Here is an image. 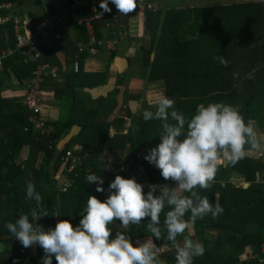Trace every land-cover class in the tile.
I'll return each mask as SVG.
<instances>
[{
  "label": "trees",
  "instance_id": "obj_1",
  "mask_svg": "<svg viewBox=\"0 0 264 264\" xmlns=\"http://www.w3.org/2000/svg\"><path fill=\"white\" fill-rule=\"evenodd\" d=\"M167 12L159 34L156 38L152 35L151 47L145 52L142 70L149 69L148 80H163L165 96L179 101V111L185 116L190 117L200 103L223 101L240 106L246 123L255 120L260 125L264 120V115L258 114L259 103L264 101V2L218 3ZM80 27L85 33V27ZM9 35L12 36V31ZM6 49H15V34ZM152 51L154 57L149 62ZM42 53L41 60L46 61L49 50ZM214 55L224 56L230 64L224 67L213 59ZM34 65L29 54L25 56L16 49L2 60L0 88L2 78L12 73L20 83L24 80L26 91ZM233 73H238V77L234 78ZM105 106L103 102L95 109H86L80 122L79 110L66 120H45L43 128L35 129L28 120L30 111L25 103L16 104L0 97V264H42L44 256L38 245L34 250L24 248L4 227L5 222L14 223L25 214L32 221L34 214L36 223L45 230L54 228L58 220H69L75 227L82 218L80 214L88 196L105 200L109 183L122 172L126 176L131 174L132 177L127 178H135L137 182L145 178L150 184H171L144 157L141 162L135 157L140 151L145 156L149 149L160 143L158 126L161 122L139 118L132 132V149L124 154L125 135L110 136L112 123L106 121L108 110ZM74 124L80 125L79 132L55 153L56 141ZM71 143L80 144L86 156L82 157L80 165L68 171L62 165L61 157ZM23 148L28 153L24 159H19ZM109 155L114 158H108ZM129 160L132 165L142 164L144 174L122 171L120 167ZM61 166L64 170L57 178L55 173ZM109 167L117 168L118 173H111ZM261 170H264L261 161L246 156L234 166H218L212 187L199 190L211 203H215L218 194V202L224 211L216 219L209 215L195 222L194 238L203 243L206 250L203 256L194 258L193 264H262L256 258H247L248 253L259 252L264 242V183L256 180V172ZM233 171L243 174L249 185L236 187L226 181ZM88 174L103 178L105 192H97L95 184L86 182ZM220 180L226 181L225 184L222 185ZM28 181L33 182L42 197V205L37 206L34 200L26 199ZM148 191L144 189L145 194ZM44 213L48 215L43 216ZM149 219L127 229L120 227L119 231L126 232L134 245L144 242L151 236L146 228ZM160 219L163 231L164 214ZM207 227L221 231L222 235L207 236ZM116 231L113 229L112 238ZM184 236L193 239L185 231L183 236L177 237L178 244L183 242ZM153 240L157 246L167 247L162 249L159 258L166 264H175V246L171 242ZM31 251L36 252L32 254ZM52 262L56 264L54 256Z\"/></svg>",
  "mask_w": 264,
  "mask_h": 264
},
{
  "label": "clouds",
  "instance_id": "obj_2",
  "mask_svg": "<svg viewBox=\"0 0 264 264\" xmlns=\"http://www.w3.org/2000/svg\"><path fill=\"white\" fill-rule=\"evenodd\" d=\"M111 3L123 16L137 7L136 0ZM99 7L106 13L112 11L109 0H100ZM213 59L224 67L230 64L224 56L214 55ZM238 75L233 73L234 78ZM154 107L155 111L143 112V119L161 122L160 143L149 149L144 159L175 186L150 184L145 194L144 186L135 178L117 174L109 183L105 200L88 196L75 227L69 220H58L54 228L45 230L36 223L34 214L32 221L25 214L14 223L5 222L4 227L24 248L38 245L43 249L42 264H53V256L56 264H166L159 258L160 248L153 238L175 246V264H193L194 258L204 255V244L188 236L182 245L177 243V237L183 236L190 224L209 215L216 219L224 211L218 200L211 203L199 190L212 187L220 164L234 166L264 142L255 127L245 122L238 105L200 103L189 117L175 109L174 99L161 95ZM86 182L95 184L97 192H105L101 176L88 174ZM26 199L42 205L32 181L27 182ZM186 214H190L187 219ZM146 218H150L146 228L151 236L144 242L134 245L131 237L119 230L112 238L110 226L116 221L127 229Z\"/></svg>",
  "mask_w": 264,
  "mask_h": 264
},
{
  "label": "crops",
  "instance_id": "obj_3",
  "mask_svg": "<svg viewBox=\"0 0 264 264\" xmlns=\"http://www.w3.org/2000/svg\"><path fill=\"white\" fill-rule=\"evenodd\" d=\"M205 1L157 0L158 9L155 12H146L140 15L129 13L127 16H123L118 13L115 5L109 0V7L112 11L110 13L105 12L103 19L93 22L94 32L92 35L97 41L95 55H90L85 48L83 51H78L79 45L86 46L88 44L90 33L86 28V32L82 33L83 29L71 21L57 24L45 38L37 36L41 54H43V50H49V53L46 54V61L57 72L56 78H48L44 84V107L42 111L44 118L46 120H66L71 113L77 114L75 112L80 110L79 121L86 109H95L105 102V108L108 110L106 111L108 112L106 121L112 123L109 134L110 136L114 134L125 135L127 143L124 154H127L132 149V132L137 120L143 117L145 110L155 111L154 105L157 100L161 95L166 94L164 81H149L147 78L149 69L142 70V65L146 62L145 52L151 47L152 35L157 37L162 21L170 9L178 10L184 7L219 3ZM221 1L231 2V0ZM70 2L71 0H1L0 51L8 48L12 42L16 31L12 22L14 17L28 23L29 26L25 30L30 33L33 32L36 21L41 20L45 15H54L64 10ZM88 15H90L89 9L79 11L81 17ZM11 31L12 38L9 35ZM21 31H23L22 28ZM107 41L113 43V49L110 52L106 48ZM21 52L25 56L28 55L25 50H21ZM153 57L154 51L150 53L149 62L152 61ZM75 60L78 61L77 70L73 68ZM8 75L7 78L1 80L0 97L23 105L26 83L24 80L20 83L12 73H8ZM174 101L175 109L179 111V101ZM259 104L261 109L258 114L264 115V101ZM249 123L255 127L260 140L264 142V120L260 121V125L255 120H251ZM158 128L160 129V126ZM79 130L80 125L74 124L65 136L57 140L55 153H58L69 138L76 135ZM70 148L81 149L82 146L71 143ZM27 153L28 150L23 148L19 159H24ZM118 156L117 154V158ZM247 157L257 159L264 164V144L260 148L248 152ZM108 158L114 157L109 155ZM219 166L225 167L226 165L220 164ZM63 170L64 168L61 166L55 173V177L59 178ZM120 175L126 179L132 177L131 174L126 176L125 172ZM260 179L264 183V170L256 172V180L260 181ZM226 181L236 187H244V184L246 187L249 185L245 176L235 171L230 173ZM226 181L220 180V183L224 185ZM170 182L171 184L168 185L174 187V182ZM216 200H218V194L215 195ZM111 227L119 230L120 222L116 221ZM205 232L209 237L222 235L221 231L209 227L205 229ZM186 233L197 241L194 238V224L189 225ZM182 243L179 244L182 245ZM159 247L163 250L167 248L164 245ZM227 247L230 246L227 245ZM31 248L34 250L35 245ZM31 252L35 254L36 251Z\"/></svg>",
  "mask_w": 264,
  "mask_h": 264
},
{
  "label": "built area",
  "instance_id": "obj_4",
  "mask_svg": "<svg viewBox=\"0 0 264 264\" xmlns=\"http://www.w3.org/2000/svg\"><path fill=\"white\" fill-rule=\"evenodd\" d=\"M233 3H259L264 2V0H231ZM100 0H71L67 7L52 15H45L41 20L34 23L33 32L28 33L27 27L28 23L21 21L19 18L14 17L12 19L15 31V49H4L0 53V68L2 66V60L11 55L16 49L25 50L28 52L31 60L35 61V65L31 71V76L28 83V89L25 91L24 103L26 104L28 110L30 111L28 120L32 123L35 129H41L44 126L45 118L42 115L44 107V84L48 78H56L57 72L50 65L49 62L41 60V51L39 49L37 36L45 38L48 36L50 31L57 25L63 24L66 21H71L79 26H84L86 30L90 33V41L85 46L79 45L78 51H83L85 48L90 55H95L97 52V41L92 35L93 22L100 21L104 18L105 12L99 7ZM136 10L130 14L140 15L146 12H155L158 9L157 0H136ZM83 9H89L90 15L79 16V11ZM21 28L23 31H21ZM107 50L113 49V43L111 41L106 42ZM105 44V43H104ZM73 68L78 69V61L75 60L73 63ZM86 156V152L81 151V149L69 148L61 157L62 165L67 167L68 171H71L74 166L80 165L82 162V157ZM137 161L141 162L144 157L143 152H138L135 155ZM122 171L135 172L137 175H143L144 169L142 164L132 165V160H129L126 164L120 167ZM111 173H118L117 168L109 167ZM138 183L144 186V189H149L150 183L143 178V180L138 181ZM66 185V184H65ZM155 185V184H153ZM143 189V190H144ZM114 238V237H113ZM24 252V249H20ZM162 253L160 248L159 254ZM247 258H256L259 263L264 264V242L261 244L259 252L248 253Z\"/></svg>",
  "mask_w": 264,
  "mask_h": 264
},
{
  "label": "rangeland",
  "instance_id": "obj_5",
  "mask_svg": "<svg viewBox=\"0 0 264 264\" xmlns=\"http://www.w3.org/2000/svg\"><path fill=\"white\" fill-rule=\"evenodd\" d=\"M205 2H208V3H225L224 1H221V0H206ZM160 130H161V128L158 130V132H160ZM260 181H262L261 179H260ZM27 249H30V248H27Z\"/></svg>",
  "mask_w": 264,
  "mask_h": 264
},
{
  "label": "water",
  "instance_id": "obj_6",
  "mask_svg": "<svg viewBox=\"0 0 264 264\" xmlns=\"http://www.w3.org/2000/svg\"><path fill=\"white\" fill-rule=\"evenodd\" d=\"M244 187H246V184H244Z\"/></svg>",
  "mask_w": 264,
  "mask_h": 264
}]
</instances>
